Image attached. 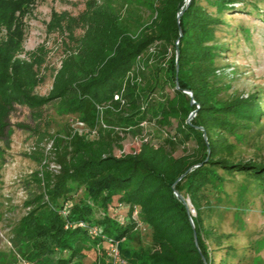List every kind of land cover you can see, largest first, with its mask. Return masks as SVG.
Here are the masks:
<instances>
[{"label": "trees", "instance_id": "trees-1", "mask_svg": "<svg viewBox=\"0 0 264 264\" xmlns=\"http://www.w3.org/2000/svg\"><path fill=\"white\" fill-rule=\"evenodd\" d=\"M36 1L0 0V140L7 138L10 114L20 105L37 121L18 125L50 141L47 150L25 154L37 167L21 179L27 193L24 211L9 228L15 259L77 264L111 239L119 241L125 264H204L201 255L214 264L207 240L220 245L229 234L204 225L208 192L223 193L228 200L226 184L241 176L236 183L240 203L248 200L251 185L264 193V156L244 158L238 151V143L264 115L261 90L221 94L215 78L216 58L227 47L217 39L222 14L257 3L150 0V14L144 17L137 4L120 15L104 2L85 0L82 10L67 17L63 55L48 93L41 95L35 92L43 80L37 70L41 46L19 55L23 15ZM74 28L82 33L76 35ZM139 62L143 68L135 70ZM116 93L121 98L115 99ZM50 101L90 128L100 119L107 126L100 127L96 139L72 133L69 123L50 133L43 113ZM144 121L152 126L149 136L137 139L131 152L122 151L125 133L137 135ZM179 148L183 153L176 155ZM79 192L82 199L76 198ZM66 202L70 209L64 217ZM79 221L100 233L65 227ZM141 223L150 230V242L132 248L130 239L140 240ZM236 255L233 246H226L217 264ZM9 263L0 251V264Z\"/></svg>", "mask_w": 264, "mask_h": 264}, {"label": "rangeland", "instance_id": "rangeland-1", "mask_svg": "<svg viewBox=\"0 0 264 264\" xmlns=\"http://www.w3.org/2000/svg\"><path fill=\"white\" fill-rule=\"evenodd\" d=\"M108 4L112 9L126 15L135 4L140 13L145 17L150 14L148 2L150 0H99ZM257 3L222 14L224 23L217 30V39L227 45L216 58L215 78L222 87L221 94H247L256 89L261 90L264 99V0H243ZM85 0H37L30 6V10L23 15L25 23V36L23 51L41 46L38 51L37 70L43 76L35 92L41 95L48 93L51 87L52 75L59 66L63 55L67 24V17L76 15L84 8ZM56 18V19H55ZM52 23V24H51ZM4 32H2L3 34ZM74 33H82L80 28H74ZM1 35V34H0ZM45 119L48 120L46 130L50 133L66 129L73 115L62 114L56 108V101H50L44 106ZM37 121L33 118L26 106H17L10 114L8 136L0 140V251L9 260V264H28L16 260L12 243L10 242V226L24 211L21 204L27 193L21 179L34 170L36 162L25 154L33 149L49 148L48 136L41 138L37 133L18 125V123L33 125ZM44 128V123H41ZM150 125H144L137 135L125 133L122 141L124 152H131L137 147V139L147 137ZM193 146V142L188 145ZM238 151L244 158H261L264 156V115L260 122L253 125L241 143ZM115 154L120 151L115 148ZM179 148L176 155L182 154ZM242 181L241 176H236L225 186L223 193L208 192V199L204 203V225H214L216 232L229 234L223 243L207 240L214 264L224 256L225 247L233 246L236 249L235 257H228L226 264H264V193H260L251 185L248 200L240 203L237 199V184ZM83 198L79 192L76 198ZM189 201V200H187ZM236 201V202H234ZM6 202V204L4 203ZM191 215L195 216L189 202ZM118 211L123 214L124 208ZM96 215H99L98 213ZM140 240L130 239V246H147L150 242V230L142 223L137 226ZM216 242L217 239H215ZM223 245V246H221ZM221 246V247H219ZM105 248V247H104ZM105 249L89 252L77 264H106Z\"/></svg>", "mask_w": 264, "mask_h": 264}, {"label": "built area", "instance_id": "built-area-1", "mask_svg": "<svg viewBox=\"0 0 264 264\" xmlns=\"http://www.w3.org/2000/svg\"><path fill=\"white\" fill-rule=\"evenodd\" d=\"M153 46L150 47V50H153ZM143 68V65L139 62L137 65V69ZM134 74V71L129 70L127 72L128 77H132ZM115 99L121 98L120 93H116L114 95ZM143 126L147 124L145 121L141 123ZM107 124L103 122L102 119H100L99 125H96L94 127H89L86 125V123L79 119L78 117L73 116L69 121V128L72 133H79V135H86L90 139H96L99 136V129L100 127H106ZM146 139L147 137H141ZM50 146V145H49ZM70 209L69 202L64 203L61 214L62 216L66 217ZM133 215H138V210L135 208L133 211ZM139 225V224H138ZM79 226L82 228H87L90 235H98L100 233V229L97 226L89 225L86 222L79 221L78 223H69L65 225V227H74ZM105 255L107 257L106 264H125V260L121 258L120 252H119V241L117 240H111V239H105Z\"/></svg>", "mask_w": 264, "mask_h": 264}, {"label": "water", "instance_id": "water-1", "mask_svg": "<svg viewBox=\"0 0 264 264\" xmlns=\"http://www.w3.org/2000/svg\"><path fill=\"white\" fill-rule=\"evenodd\" d=\"M188 2H189V0H187V3H188ZM181 12H182V11H179L178 16H179V14H180ZM180 33H181V30H180ZM175 51H176V72H177V69H178V63H177L178 49L176 48ZM176 82H177V80H176ZM184 91L189 92V94L192 95V93H191L190 90L184 89ZM192 101H193V100H192ZM193 114H194V112H193L188 118H190ZM200 128L203 129V127H200ZM203 137L206 138V133H205L204 130H203ZM174 184H175V183H174ZM174 184H173L172 186H174ZM175 194L177 195L176 192H175ZM184 202H185L186 206L188 207V205H189V201L185 200ZM190 220H191V217H190ZM191 223H192V220H191ZM192 228H193V236H194L195 246L198 247L197 238H196V231H195V228H194L193 223H192ZM201 257H202L203 263H204V264H207L206 261H205V259H204V257H203V255H201Z\"/></svg>", "mask_w": 264, "mask_h": 264}, {"label": "crops", "instance_id": "crops-1", "mask_svg": "<svg viewBox=\"0 0 264 264\" xmlns=\"http://www.w3.org/2000/svg\"><path fill=\"white\" fill-rule=\"evenodd\" d=\"M6 204V202H4Z\"/></svg>", "mask_w": 264, "mask_h": 264}]
</instances>
